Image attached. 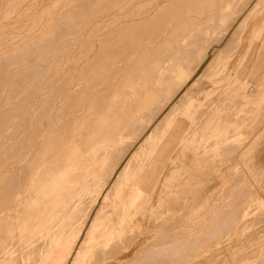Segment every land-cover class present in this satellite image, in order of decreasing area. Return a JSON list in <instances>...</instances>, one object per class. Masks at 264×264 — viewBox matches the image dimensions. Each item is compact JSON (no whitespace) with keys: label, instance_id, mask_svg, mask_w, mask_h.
<instances>
[{"label":"rangeland","instance_id":"obj_1","mask_svg":"<svg viewBox=\"0 0 264 264\" xmlns=\"http://www.w3.org/2000/svg\"><path fill=\"white\" fill-rule=\"evenodd\" d=\"M154 2L155 0H0V161L2 163L10 156L7 151L9 143L17 145L20 143V128L25 112L32 111L35 105H41L46 100V95L51 93V88H57L60 82V86H66L72 79V72L74 76L81 77L89 70L87 72L89 77L95 75L97 71L99 74L102 70H107L109 66L112 68L113 63L118 62V58L123 59L125 52L127 55L128 46L143 43L147 33L145 37L142 31L145 29L146 32L149 29L147 32L150 35L152 26L139 28V31L138 28H132L133 31L131 28L120 32L118 30L109 34L110 36L105 35L108 34L105 33V27L108 22L111 25L114 21L117 23L119 18L131 17L141 10L144 11ZM233 7L234 14L230 16L231 19L228 17V20L226 18L225 21L219 22L216 31L214 30L208 40L202 42L203 44H199V49L197 47L196 52L191 55L190 58L194 62L191 61V66L189 64L188 67H193L196 62L194 58L201 54L198 52H201V48H209L206 60L195 72L191 81L174 97L153 125L144 131L132 148L128 147L127 151L126 147L119 152V158L123 153L126 156L116 170L109 172L110 177L89 188L83 211L72 225L68 227L65 222H59L51 228L48 225H41L44 211L38 212L37 209L33 212L28 211L26 205L6 211L8 205L13 206L15 202L8 197L6 203L7 196L3 194L6 191L5 187L13 184L19 187L23 174H18L16 171L1 181L0 184L5 183V187L3 185L1 188L0 185V264H61L65 257L68 258L66 264H126L129 260L137 259L138 264H264V202L262 201L264 199V101L256 106L252 103L248 104L252 110L254 108L255 110L251 123L241 129L244 136L241 143L236 144L239 150L236 153L224 154L225 147H222L219 154L206 155L209 160L212 158V162L208 163V168L204 171L196 173L197 169H193L197 179L187 178L189 191L180 188L177 197L173 199V196H169L168 200L173 199L171 203H167L168 205L161 211L152 214L155 188L162 180L164 167L168 162H172V153L176 150L182 152L187 147L194 146L195 123L190 129L187 127L189 132L186 135L183 133L179 135L180 139L177 142H170L178 136L171 133L174 128L178 129V120L189 118L186 121L189 123L193 120L194 104L198 97L203 96V99H206L203 111L199 112L201 121L211 114L214 109L212 104L216 107L220 104V100L229 101L241 96L243 80L249 82L248 92L252 94H256V85L264 80V49L260 47L261 43L248 53L242 66L245 46L241 48V44L244 35L241 42L232 43L230 48L224 50L226 53L217 58L242 23L246 25L245 34L250 22L257 20L259 13L264 12V0H238ZM85 12L87 18L84 16ZM228 25L229 29L224 35L222 29ZM101 28H104V31ZM128 38H130L129 44ZM123 40L127 46L124 45ZM210 40H213L212 45L208 44L211 43ZM119 46L121 50L124 48V51L121 52ZM117 47L119 51L114 55L113 51H116ZM88 56L92 61H89ZM215 58L217 59L208 67L210 61ZM85 61L90 65L84 64ZM75 63L77 68H74ZM77 63L81 66L86 65L87 68L83 66L82 69ZM229 66L230 72L226 71ZM233 67L235 70L238 69L237 74L233 71ZM80 70L83 73L81 76ZM58 75L59 78L61 75L63 80L62 77L59 79ZM200 78H202L198 86L200 93L188 111L174 121V118L170 121L171 128L167 133L162 127L157 131L159 136L156 134L149 141L150 134L156 125L160 124L164 114L189 88V84ZM64 80L66 83L63 82ZM263 84L259 87L264 90ZM218 108L221 109L220 106ZM142 130L140 132L143 133ZM172 136L175 138L173 139ZM51 138L49 136L46 139ZM146 142L153 149L149 158L146 155L147 148L144 147ZM252 144L255 148L252 159L244 162L240 154L247 147H252ZM14 153L19 156L20 147ZM32 157H29L31 158L28 159L29 163L27 161V166L31 169L36 166L34 163L37 161L35 154ZM147 158L149 160L146 163ZM31 163L34 166L31 167ZM130 163H135L136 168L133 171L134 176L128 180L126 174ZM153 163L159 167V171L154 172L152 167L151 171L147 172ZM30 168L27 170L31 171ZM169 171L170 168L167 173ZM183 182L184 177L179 183ZM111 202L115 208L109 205ZM16 213L19 215L17 216ZM196 214L199 216L193 220L192 215ZM97 217L96 226L88 233ZM146 221L149 227L147 230H145ZM238 222L241 223L237 225ZM124 248H129V252H123ZM170 252L172 254H169Z\"/></svg>","mask_w":264,"mask_h":264},{"label":"bare ground","instance_id":"obj_2","mask_svg":"<svg viewBox=\"0 0 264 264\" xmlns=\"http://www.w3.org/2000/svg\"><path fill=\"white\" fill-rule=\"evenodd\" d=\"M237 1L155 0L152 5L144 11L141 10L140 13L132 14L133 16L127 18H119V22L115 18L117 23L114 21L111 25L108 22L109 24L107 23L106 27L104 26L106 28L105 33H108L105 34L107 36L118 30L120 32L125 29L130 30V28L132 31V28H138L139 31V28H146V26L150 28L152 26L153 30L151 28V31H149V33L151 32L150 35L147 32L149 29L146 32H144L145 29L142 31L143 34L145 33V37L147 33V37L144 40L142 39L143 43H140L139 38V45L131 44L130 47L128 46L129 48H126L127 45L123 40L126 50L128 49L127 55H125L126 52L125 54L122 53L125 57L121 60L118 58V62H114L115 64L113 63V65L110 64L112 68L109 66L110 69L106 68L107 70H102V72L100 70L101 73L99 74H97L99 72L97 71L95 75L93 74L89 77V73L87 74L89 70L86 72L87 75L83 76H81L83 73L80 70L81 77H78V75L74 76L73 72L72 76L69 73L72 79L66 86H60L61 82L58 83L60 87L51 88V93L46 95L47 98L46 100L44 99L45 101L41 105H35L32 111L27 110L25 112L20 128V143L18 145L9 143L7 151L10 156L4 163L0 161V183L5 177L11 176L16 171H18V174H23L21 183H18L19 179L16 182V184H19V187L16 186L17 188L14 184L13 186L5 187V183H3L6 189L3 192V194L5 193L4 196H7V199H5V201L7 200L6 203H8V197L15 202L10 207L7 204L6 211L16 210L26 205L29 208L28 211L33 212L34 209L35 211L37 209L38 212L44 211L41 216V225H48L50 228L56 226L59 222H65L68 227L72 225V222L83 211L89 188L110 177L111 173L109 172L116 170L126 156L123 153V156L121 155V158H119V152L126 147L127 151L132 148L142 137L144 131L153 125L157 118L164 113L169 103L174 100V97L191 81L195 72L206 60L209 48H201V52L198 51L201 54L197 58H194V55L192 56L196 61L193 67H190L191 55L197 50L199 44H203L202 42L210 37L219 22L225 21L226 18L228 20V17L234 14L233 5ZM84 16H86V12ZM243 24L233 34L232 39L217 58L227 48H230L232 43L241 42L246 30V25L244 26ZM225 27L222 29L224 35L228 31L229 25ZM132 36L129 37L132 38ZM142 36L141 38H144ZM130 38H128V44ZM146 39L147 41H145ZM118 40L120 43V39ZM134 41L133 43H135ZM212 41L208 44L212 45ZM119 49L117 47L113 54L115 55V52L117 53ZM122 50L120 49L121 52ZM117 57H115V60H117ZM217 58L211 60L208 67ZM89 61L92 60L89 58ZM84 64L87 65L89 63L85 61ZM189 64L190 66L188 67L187 65ZM86 65H83L85 66L84 68H87ZM83 66H81L82 69ZM72 71H74L73 67ZM63 76L66 77V75ZM57 77L59 78V75ZM68 79H66L67 82ZM66 80L63 82L66 83ZM201 80L202 78L189 84V88L181 94L178 101L164 114L160 124L156 125L155 129L153 128L154 131H151L149 141L157 134L158 129L162 127L165 128V133H167V130L171 128L170 121L173 118L174 121L188 111L200 93L198 86ZM13 121L15 122V120ZM9 123L11 124V122ZM141 129H143V133L140 132ZM49 136L52 138L46 139ZM19 147L21 154L18 156L14 152ZM144 147L147 148L146 155L148 157L153 149L148 142L145 143ZM160 147L161 145L158 148ZM17 152L19 153V151ZM33 154L36 155L37 161L34 160L36 166L32 164L33 162L31 163V167L34 166L31 169L30 166H27V161L29 163L30 160L28 159H31L29 157H32ZM148 158L145 161L146 163L149 160ZM116 159L118 162H116ZM27 168H30L31 171L27 170ZM135 168V163L128 165L126 174L128 180L134 176L133 171ZM1 169L3 170L1 171ZM3 185H1V188ZM6 203L4 204L6 205ZM109 205L115 208L113 202L109 203ZM51 210L54 211L52 212ZM36 213H34V216ZM97 219L98 217L95 218V221L93 220L94 222L91 228L89 227L88 233L96 226ZM240 223L238 222L237 225ZM83 226H85L84 223ZM169 254H172V252ZM67 260L68 258L65 257L61 264H66Z\"/></svg>","mask_w":264,"mask_h":264},{"label":"crops","instance_id":"obj_3","mask_svg":"<svg viewBox=\"0 0 264 264\" xmlns=\"http://www.w3.org/2000/svg\"><path fill=\"white\" fill-rule=\"evenodd\" d=\"M263 13L264 12L259 13V18H257V20L250 22L248 30L244 34L241 44V48H243V45L245 46V53L242 54V66L248 53L253 51L258 43H261L260 47L262 50L264 49ZM257 38H259V40ZM226 71L230 72L231 67L229 66ZM233 71L235 74H237L236 72L238 69L235 70L233 67ZM242 73H244V71ZM262 83H264V80L260 82V84L256 85V94H252L248 92L249 82L243 80V90L241 96L229 101L220 100V104H217L216 107L215 104H212L214 109H212L211 114L205 119H201V121L199 120V112L203 111V105L206 102V99L204 100L203 96L198 97L194 104L195 115H193V120L190 123L186 122L189 120V118L187 120H182V118L178 120V129L175 130L174 128V130L171 132L172 135L177 134L178 136L176 138L172 136L173 139H176V141H174V139L170 140V142H177L180 139L179 135H182V133L186 135V133L189 132L192 124L195 123L194 146H189L185 150H182V152H178L176 150V152L172 153V162H168L164 167L162 180L155 188L152 199V214H154L156 211H161L166 205H168L167 203H171L175 196H178L180 188H182V190L189 191L187 178L190 177L192 179H197V175L193 169H197L196 173L201 172L202 170L204 171L206 168H208V163L212 162V158L209 160V158L205 157L206 155L219 154V151L222 149V147H225V150H223L224 154L236 153L239 150L238 147H236V144L241 143L244 136L241 133V129L248 127L247 125L251 123L252 115L254 114L253 112L255 110V108L252 110L251 106L248 104L252 103V105L256 106L257 104H260L264 101V90L259 87ZM219 106L221 109L218 108ZM177 125L175 127H177ZM187 127L189 129H187ZM232 145H234V147ZM253 145L254 144H252V147H247V149L240 154V157L244 160V162L246 160L251 161L252 155L254 154L253 152L255 150ZM164 154L168 155L166 153ZM169 156L167 157L170 158L171 156ZM248 157H250V159ZM169 168L170 171L167 173ZM151 169L154 170V172L155 170L159 171V167H156L154 163L149 166L147 172H150ZM183 177L184 182L180 184L179 182L183 179ZM169 196H173V199L168 200ZM262 201L264 202V199H262ZM192 216L194 217L192 218L194 220L199 216V214ZM188 221H190V219ZM147 222L148 221L145 223V230L149 229ZM123 252L128 253L129 248H124ZM137 260H129V262H126V264H138Z\"/></svg>","mask_w":264,"mask_h":264}]
</instances>
